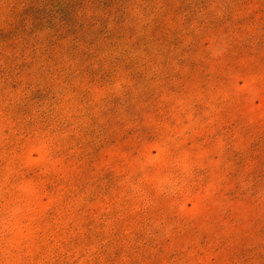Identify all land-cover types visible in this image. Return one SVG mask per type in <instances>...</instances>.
<instances>
[{
  "label": "rangeland",
  "instance_id": "374dc122",
  "mask_svg": "<svg viewBox=\"0 0 264 264\" xmlns=\"http://www.w3.org/2000/svg\"><path fill=\"white\" fill-rule=\"evenodd\" d=\"M0 264H264V0H0Z\"/></svg>",
  "mask_w": 264,
  "mask_h": 264
}]
</instances>
